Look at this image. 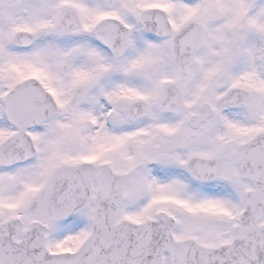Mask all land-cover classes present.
I'll list each match as a JSON object with an SVG mask.
<instances>
[{"label":"snow or ice","instance_id":"6c2138e0","mask_svg":"<svg viewBox=\"0 0 264 264\" xmlns=\"http://www.w3.org/2000/svg\"><path fill=\"white\" fill-rule=\"evenodd\" d=\"M0 264H264V0H0Z\"/></svg>","mask_w":264,"mask_h":264}]
</instances>
